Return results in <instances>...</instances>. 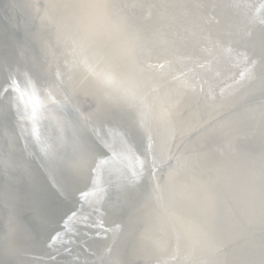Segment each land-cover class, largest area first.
I'll list each match as a JSON object with an SVG mask.
<instances>
[{"label": "bare ground", "instance_id": "6f19581e", "mask_svg": "<svg viewBox=\"0 0 264 264\" xmlns=\"http://www.w3.org/2000/svg\"><path fill=\"white\" fill-rule=\"evenodd\" d=\"M44 2L66 79L80 70L101 106H134L161 141L140 264H220L216 197L237 256L264 264V0Z\"/></svg>", "mask_w": 264, "mask_h": 264}, {"label": "water", "instance_id": "95a60500", "mask_svg": "<svg viewBox=\"0 0 264 264\" xmlns=\"http://www.w3.org/2000/svg\"><path fill=\"white\" fill-rule=\"evenodd\" d=\"M54 19L44 0H0V264H140L161 141L134 106H101L80 70L66 79ZM216 199L220 264H248Z\"/></svg>", "mask_w": 264, "mask_h": 264}, {"label": "snow or ice", "instance_id": "6c2138e0", "mask_svg": "<svg viewBox=\"0 0 264 264\" xmlns=\"http://www.w3.org/2000/svg\"><path fill=\"white\" fill-rule=\"evenodd\" d=\"M4 91L6 92V91H8V89L6 88V89H4Z\"/></svg>", "mask_w": 264, "mask_h": 264}]
</instances>
